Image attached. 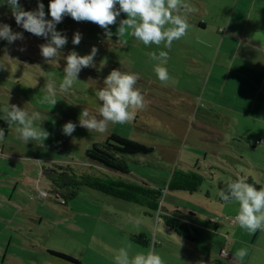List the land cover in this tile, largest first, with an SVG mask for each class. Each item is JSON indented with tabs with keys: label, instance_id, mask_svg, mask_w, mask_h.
<instances>
[{
	"label": "rangeland",
	"instance_id": "rangeland-1",
	"mask_svg": "<svg viewBox=\"0 0 264 264\" xmlns=\"http://www.w3.org/2000/svg\"><path fill=\"white\" fill-rule=\"evenodd\" d=\"M38 3L44 5L48 15L50 0H19L24 11H35ZM122 19H126L123 13L115 25L109 26L112 33ZM0 24L9 25L13 33H21L23 37L11 44L0 39V109L9 103L29 113L38 111L41 119L35 126L49 133L43 144L30 141L25 145L17 138L15 125L7 124L0 111V122L7 124V127L0 125L5 132V139L0 142V264H47V261L70 264L51 256L48 253L51 250L71 257L73 253L87 264H115V256L122 247L129 250L130 257L151 250L150 246L129 240L130 234L143 232L150 235V240L153 234L160 238L161 245L157 243L155 250L165 264L207 261L210 253L218 254L210 248L221 243L219 235L224 242L221 259H218L221 262L264 264V231L249 233L237 224H229L228 220L232 221L237 215L239 205L235 201L218 202L219 179L230 180L233 174L251 178L264 188V119L253 117L250 123L245 117L240 118L244 101L238 102L240 95L237 99L229 97L227 87L223 91L225 67L219 63L224 62L223 47L214 32L203 34L196 20H191L188 34L174 41L169 50L163 45L145 46L130 35L123 38L126 43H121L115 35L107 38L104 30L94 23L76 22L65 16L55 30L66 37L67 43L53 61L46 63L40 46L47 40L17 25L5 0H0ZM77 32L82 38L78 45H73ZM92 47L98 49L94 67L82 69L73 88L67 93L60 92L65 57L71 51L80 56L88 55ZM162 50L167 51L169 57L163 65L170 77L166 86L154 72L158 62L149 57L150 52ZM113 69L139 74L136 87L145 97L146 108L138 111L131 122L110 124L105 133L87 130L79 125L80 113L87 110L90 116L102 118L95 93L104 87L103 80ZM50 78L55 79L57 88V103L53 107L41 103L47 95ZM216 80L220 81V86H216ZM240 99L250 101L249 96ZM67 122L76 124L71 136L62 132ZM110 135L144 144L151 147L153 153L127 157V175H108L120 176L129 182H146L166 191L162 204L167 210L175 211L173 215L177 219L189 217L185 212L188 207L199 213L196 210L200 209L199 203L206 194L210 195L208 205L214 217L209 228L213 240L206 232L202 233L198 225L189 226L194 241L181 238L174 230L166 228L162 220L157 222L156 213L150 212L153 219L145 214L149 212L142 206L105 195L97 194L100 196L97 197L86 189L67 206L56 201L41 175L42 168L56 164L70 166L77 174L100 176L103 170L89 161L86 151L94 143L102 144ZM25 158L44 163L38 165ZM175 169L203 174L200 192H168L167 181ZM42 191L47 192L46 197L41 195ZM234 203L237 213L227 210ZM90 224H94L95 231H89ZM72 225H79L80 229L82 226L81 243L71 242ZM90 233L94 236L91 239L88 238ZM183 244L196 253H186L189 250ZM239 249L248 253L243 260L236 258Z\"/></svg>",
	"mask_w": 264,
	"mask_h": 264
},
{
	"label": "clouds",
	"instance_id": "clouds-1",
	"mask_svg": "<svg viewBox=\"0 0 264 264\" xmlns=\"http://www.w3.org/2000/svg\"><path fill=\"white\" fill-rule=\"evenodd\" d=\"M5 3L11 9L17 25L28 33L47 40L46 44L40 46V54L46 63L53 61L60 54L59 50L67 43L66 37L55 30L56 25L65 16L76 22L94 23L104 30L107 38L115 35L121 43H126L123 38L130 35L145 46L163 45L165 49L170 50L174 41L188 34L191 27L187 20L188 15L198 11L184 0H50L48 15L51 19H46L42 3L37 4L35 11H24L19 5V0H5ZM121 13L126 19L120 20L116 32L112 33L109 26L117 23ZM81 38L79 32L75 33L72 44L78 45ZM0 39L11 44L23 37L21 33H13L9 25L0 24ZM97 52L96 47H92L90 54L84 56L78 55L75 51L69 52L65 57L66 65L63 68L62 82L59 84L60 92L67 93L73 88L82 69L94 67V57ZM149 57L158 62L154 66V72L161 84L166 86L170 77L167 68L163 65L169 58L168 52L163 50L159 53L150 52ZM48 75L52 77V74ZM139 79L138 73H124L118 69L110 71L103 80L104 87L95 93L100 102L98 111L102 118L98 120L84 110L80 113L79 125L87 130L105 133L110 124L123 125L134 120L136 113L146 108L145 97L136 87ZM36 84L37 81L34 87ZM46 91L47 95L42 98L41 103L55 106L57 88L54 78L48 80ZM0 111L4 113V121L7 124L15 125L17 138L25 145L30 141L43 144L48 139L49 133L40 126H35V122L41 119L38 111L29 113L9 103ZM75 129L76 124L72 122L62 126V132L66 136H71ZM4 139L5 132L0 129V142ZM25 159L38 165L44 163L41 160ZM218 195L225 203L233 201L238 203L239 209L237 215L232 218L233 223L249 233L264 231V188L258 190L241 175L236 180L228 182L226 190H220ZM247 254L245 249H239L236 258L243 260ZM115 264H165V261L156 253L154 247L146 254H136L132 257L129 256V250L122 247L115 256ZM198 264H204L203 260L198 261Z\"/></svg>",
	"mask_w": 264,
	"mask_h": 264
},
{
	"label": "crops",
	"instance_id": "crops-1",
	"mask_svg": "<svg viewBox=\"0 0 264 264\" xmlns=\"http://www.w3.org/2000/svg\"><path fill=\"white\" fill-rule=\"evenodd\" d=\"M184 1L198 9L197 12L188 15L187 20L189 23L191 20H196L198 30H202L203 34L205 31L214 32L216 35H212H215L216 40L222 43L223 48H221V52L223 53L222 57L224 62L219 63L225 67L223 71V91H225L227 87L229 97H234L235 99H237L238 95H240V98L244 96L250 97V101L239 98L238 102L244 101V109L241 110V116L239 117H245L244 119H248L250 123L253 117L264 119V0ZM209 79L210 76L208 77V80ZM220 84V81L216 80V86H220ZM96 196L100 197L98 195ZM209 198H211L210 195L206 194L202 202L198 199L200 202L198 205L200 209L196 210H199V213H196L193 208L188 207L185 212H188L189 217H181L179 219L186 222L189 226L198 225L202 233L206 232L209 238L213 240L214 235H212L213 233L209 227H211V218H213L214 215L213 209L208 205V203L211 202V200H208ZM235 206L236 203L228 207L227 210H231L232 213H237V210H234ZM202 210L204 212H202ZM151 218L154 219V216ZM200 220L201 224H198ZM228 223L235 225L231 219L228 220ZM95 229L94 224L89 225V231H95ZM81 231L82 226L80 229L79 225H72L71 232L73 239H71V242L75 241L81 243L83 241L79 236ZM146 234L150 237L148 233ZM76 235L79 236V238H74ZM215 235H217V233ZM92 236L93 233H90L88 238L91 239ZM219 237L221 243L218 242V247L210 248V251H218V254L215 255L213 252L210 253L209 259L204 261L205 264H209L211 260L213 262L215 259H221L220 249H223L224 242L223 237L220 235ZM8 241L11 242L10 239ZM157 243L161 245V240L156 234H153L152 240H150L148 246H150L152 250L153 247L154 249L158 248L156 247ZM185 244L182 246L187 248ZM147 250H149V248ZM8 251L9 248H7L6 254ZM147 252L148 251H146L145 254ZM186 253L195 254L196 252H191V250H189ZM158 254L160 255V253ZM71 255H73L74 258H78L73 253ZM78 259L84 264H87L85 260L81 258ZM47 264H49L48 261ZM101 264L105 263L101 262Z\"/></svg>",
	"mask_w": 264,
	"mask_h": 264
},
{
	"label": "trees",
	"instance_id": "trees-1",
	"mask_svg": "<svg viewBox=\"0 0 264 264\" xmlns=\"http://www.w3.org/2000/svg\"><path fill=\"white\" fill-rule=\"evenodd\" d=\"M46 19H51L45 14ZM222 32V31H221ZM7 127L5 122L0 125ZM216 142L215 139H211ZM153 153V149L139 142L122 139L116 135H110L102 144L94 143L91 149L86 151V156L90 162L100 167V176L84 173L77 174L70 166L53 164L50 167H44L41 175L46 179L50 186V191L56 201L60 205L67 206L68 202L77 197L84 189L92 191L93 194H100L114 198L123 202L136 204L144 207L151 213H156L157 221L162 220L166 228L174 230L178 236L194 241L190 234L189 225L174 217L175 211L167 210L162 204L163 195L166 191L151 186L146 182L126 181L122 177L114 178L109 176L111 173H119L127 175L128 167L125 162L127 157L148 156ZM211 166L208 168L210 169ZM210 175H213L212 173ZM239 176L233 174L230 180L222 181L219 179L218 188L226 190L228 182L236 180ZM205 176L198 171H185L175 169L168 178L166 190L168 192L179 191L186 193H195L202 185ZM247 182L253 184L258 190L260 185L251 178H247ZM46 192V191H45ZM218 202L221 201L218 195ZM129 240L140 246H148L150 239L148 235L143 233L130 234ZM48 253L70 264H83L74 257L65 255L56 251H48ZM211 264H225L220 260H214Z\"/></svg>",
	"mask_w": 264,
	"mask_h": 264
},
{
	"label": "built area",
	"instance_id": "built-area-1",
	"mask_svg": "<svg viewBox=\"0 0 264 264\" xmlns=\"http://www.w3.org/2000/svg\"><path fill=\"white\" fill-rule=\"evenodd\" d=\"M42 193H44V195H42L43 197H46L47 196V192L42 191ZM232 222H233V219H232Z\"/></svg>",
	"mask_w": 264,
	"mask_h": 264
}]
</instances>
